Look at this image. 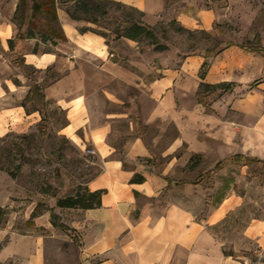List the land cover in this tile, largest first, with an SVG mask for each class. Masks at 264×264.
Returning a JSON list of instances; mask_svg holds the SVG:
<instances>
[{"label": "crops", "instance_id": "1", "mask_svg": "<svg viewBox=\"0 0 264 264\" xmlns=\"http://www.w3.org/2000/svg\"><path fill=\"white\" fill-rule=\"evenodd\" d=\"M113 1L135 8L141 14L138 21L152 29L159 21H165L179 24L188 32L203 30L214 35L226 21L223 12L230 7L226 2L219 6L212 0ZM60 3V0L44 4L42 0H32L26 23L37 25V14L45 13L60 29L52 27L48 33L54 41L52 49L41 50L39 45L20 52L25 64L36 69V82L45 86L47 100L66 111L67 122L58 133L82 148L91 146L98 156L102 170L86 186L91 191L105 189L106 193L101 206L93 209L61 208L54 200L51 208L69 226L68 231L52 225L49 210L44 214L47 219L36 224L34 230L20 232L13 225L0 227V264H264V257L259 258L264 251V218L249 223L233 251H227L226 243L210 227L227 217L234 198H226L200 220L193 209L196 201L190 194V185L199 183H173L167 180L168 169L160 174L138 162L151 155L146 142L139 135L123 140V132L116 123L132 114L129 106L133 104V96L123 89L135 90L136 79L140 77L124 66L121 59H114L117 52H111L106 38L94 31L81 32L79 29L89 23L73 19L65 8L59 7ZM23 4L25 1L14 0L10 15L0 23L3 48L0 60L4 70L14 72L13 76L0 78V136L7 134L12 126L22 127L34 115L26 112L18 95L29 87V80L4 54L6 50L17 52L21 43L37 39V36L19 37V33L26 34L29 30L23 32L12 20ZM229 4L233 9L232 3ZM121 39L138 43L127 37L117 41ZM9 40L14 41L13 47ZM68 42L75 47L73 51L59 50ZM212 52L213 49L207 48L204 56L185 59L193 60L199 78L203 65L209 63L201 83L230 84L223 89L232 91L236 84L244 82L232 73L246 66L244 60L229 63L224 60L227 50L213 57L209 55ZM252 57L255 67L251 78L254 75L257 84L253 89L264 93V81L258 80L260 76L255 74L260 71L257 63L261 62L258 57ZM52 68L58 76L47 80ZM156 79L150 88L156 97L176 83L168 72ZM129 123L133 131L134 123ZM128 162H136L133 170L126 167ZM139 175L145 179L134 181Z\"/></svg>", "mask_w": 264, "mask_h": 264}, {"label": "rangeland", "instance_id": "2", "mask_svg": "<svg viewBox=\"0 0 264 264\" xmlns=\"http://www.w3.org/2000/svg\"><path fill=\"white\" fill-rule=\"evenodd\" d=\"M13 1L0 0V23L10 15ZM24 1L12 20L23 32L35 31L37 39L21 43L17 52L6 50L4 54L11 61L23 59L20 51L26 52L39 45L41 50L52 49L53 40L48 33L52 27L60 29V25L50 22L45 13L37 14L34 28L26 23L31 15L32 0H21ZM60 1L61 8H76L73 1ZM212 1L219 6L225 2L233 6L223 12L226 21L218 26L216 35L203 30L188 32L179 24L159 21L154 30L166 46L164 52L149 43L150 36L143 35L135 44L115 39L114 28L121 25L122 31L127 30L123 21L141 19L135 8L109 4L110 14L105 20L101 18V26H86L107 32L105 41L109 39L111 52H117L114 59H121L124 66L140 77L136 79L135 90L123 89L133 96V104L129 106L132 114L116 123L123 132V140L142 137L151 155L138 162L160 174L168 169L173 183L182 179L195 180L203 174V182L190 185L198 219H205L226 198H234L227 217L210 227V231L226 243V250L233 251L247 225L264 218V164L242 161L237 165L230 163L228 158L240 152L248 156L256 154L264 161V93L253 89L257 84L254 75L251 78L254 56L261 62L257 63L260 71L255 74L260 76L258 80L264 81V0ZM207 48L213 49L209 54L212 57L227 50L224 60L229 63L244 60L247 64L243 69L232 71L244 82L236 84L232 91L203 87L193 60L185 59L204 56ZM63 49L73 51L75 47L68 42L60 46L59 50ZM19 69L27 76L29 87L18 95L27 102V112L34 115L22 127L12 126L7 134L0 136V206L4 214H0V220L1 227L13 225L12 228L25 232L36 229V224L47 219L44 217L48 213L46 209L51 208L56 197L85 187L102 168L91 146L82 148L58 133L67 122L66 111L52 100L43 107L27 100L30 86L36 81V69L27 65ZM163 72L172 73L176 83L156 97L150 88ZM13 74L11 70H4L0 60V78ZM57 76L52 68L47 80ZM142 78L144 85H141ZM37 107L49 119L44 135L40 133L42 116ZM129 122L134 123L133 131ZM220 161L225 166L211 172ZM135 164L128 162L126 167L133 170ZM50 221L52 223L51 216Z\"/></svg>", "mask_w": 264, "mask_h": 264}, {"label": "trees", "instance_id": "3", "mask_svg": "<svg viewBox=\"0 0 264 264\" xmlns=\"http://www.w3.org/2000/svg\"><path fill=\"white\" fill-rule=\"evenodd\" d=\"M38 0H35L37 2ZM48 1L52 0H42L43 4L47 3ZM66 1H73L75 2L76 8L74 10H71L70 8H65V10L70 14V16L75 20H84L88 22L89 24H96V25H102L101 18L104 20L107 19V16L110 14V8L109 4H116V5H123L121 2H115L113 0H66ZM109 7V8H108ZM82 11L83 13H81ZM125 23V27L127 30L122 31L121 25L113 29V34L116 40H119L122 37H127L132 40H139L143 35L150 36L151 43L157 50H162L166 48L165 45L161 44V40L158 36H156L154 29L143 25L138 20L134 21H123ZM81 32H87V31H94L97 34L101 35L104 38H107V32L97 31L93 27L90 26H84L79 29ZM36 36V32L33 30H29L26 34L19 33V37L23 38H34ZM10 47H13L14 41L9 40ZM107 43L109 44V39H107ZM254 50H260V48L254 47ZM20 54V53H17ZM12 63L17 66L18 68L25 67V60L20 58L12 59ZM209 63L205 62V64L202 67V73L200 74V77L203 78L205 75V71L208 67ZM204 79V78H203ZM201 85L205 88H212V89H227L230 87V84H223V85H212L207 84L205 82H202ZM27 100L29 102H33L41 107L47 104L48 100L45 97V86L37 83L36 81L32 83L29 93L27 94ZM22 105L25 107L26 112L27 109V102L24 100ZM38 112H40L42 118L40 123V133L42 135L45 134L47 124L49 122V119L45 112L41 108H36ZM30 113V112H28ZM230 163L239 164L243 161L245 164L249 163H262L264 164V161L258 157H251L242 153H239L237 155H234L230 158ZM225 164L223 162H218L214 169L211 170V172H214L216 170H221ZM211 172H208L207 174H211ZM145 178L142 175H139V177L134 178L133 180L136 182L143 181ZM167 180H170L169 177ZM171 181V180H170ZM204 181L203 174L197 176L195 180H188V179H182V181L176 182L179 185L185 184V183H192L197 184ZM106 193L105 189H98L96 191H91L88 186L80 187L77 189L74 193L69 194L67 196H60L56 197V206L61 208H77V209H93L97 208L98 206H101L102 204V198L103 194ZM46 210H49L51 212V220L53 226L59 227L63 229L64 231H68L69 226H66L62 223L60 215L55 212L54 208H47ZM1 215L3 216V211L0 206ZM2 221L0 220V227H1Z\"/></svg>", "mask_w": 264, "mask_h": 264}, {"label": "built area", "instance_id": "4", "mask_svg": "<svg viewBox=\"0 0 264 264\" xmlns=\"http://www.w3.org/2000/svg\"><path fill=\"white\" fill-rule=\"evenodd\" d=\"M264 257V251L262 250L259 254V258L262 259Z\"/></svg>", "mask_w": 264, "mask_h": 264}]
</instances>
